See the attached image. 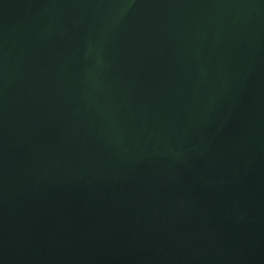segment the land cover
<instances>
[{"label": "water", "instance_id": "1", "mask_svg": "<svg viewBox=\"0 0 264 264\" xmlns=\"http://www.w3.org/2000/svg\"><path fill=\"white\" fill-rule=\"evenodd\" d=\"M0 264H264V0H0Z\"/></svg>", "mask_w": 264, "mask_h": 264}]
</instances>
